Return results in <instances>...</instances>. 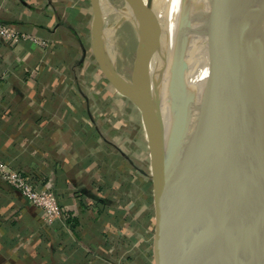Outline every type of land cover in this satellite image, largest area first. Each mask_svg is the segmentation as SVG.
<instances>
[{"label":"crops","instance_id":"0c3cea01","mask_svg":"<svg viewBox=\"0 0 264 264\" xmlns=\"http://www.w3.org/2000/svg\"><path fill=\"white\" fill-rule=\"evenodd\" d=\"M90 7L0 0V21L24 34L15 46L0 43V162L49 184L62 206L48 227L0 179V264H165L154 152L138 105L111 90L93 59ZM113 12L100 1L102 19ZM160 104L174 117L171 104Z\"/></svg>","mask_w":264,"mask_h":264},{"label":"water","instance_id":"95a60500","mask_svg":"<svg viewBox=\"0 0 264 264\" xmlns=\"http://www.w3.org/2000/svg\"><path fill=\"white\" fill-rule=\"evenodd\" d=\"M129 2L134 13L142 14L146 19L145 27L138 29L139 84L132 89L125 87L104 67L100 3L99 0H90L93 12L92 45L95 57L115 89L133 100L140 110L154 152L152 179L155 185V235L160 242L165 264H211L205 238L200 234V229L205 223L203 210L206 197L198 175L204 163L207 146L217 129L219 107L210 105L208 100L199 94L221 83L225 76V67L217 54L211 30L214 23L222 16L240 15L264 7V0H185L181 3L175 24V49L169 66L172 69L173 88L166 93L172 101L176 116L173 126L164 122L160 104L161 95L156 80L153 83L150 73V62L160 43L162 23L154 13L152 0H129ZM196 49L199 50V57L194 65L208 67L210 71L217 72V75L200 83L196 89L197 94L193 95V101L199 107L204 122L197 128L187 148L177 141L176 131L184 121V114L176 109L179 99L185 96L188 89V69L186 70L188 61L184 55L188 51L192 55ZM256 110L258 109L254 107L253 111ZM251 159L250 170L229 166L224 168L219 176V197L215 206L214 220L210 225L219 231L218 252L222 264H233L235 255L247 248L249 239L246 233L242 237L243 244L233 251L229 250L237 225L230 215V201L233 195L247 187H254L256 200L260 203L256 202L255 214L242 219L254 222L264 213V118L251 152Z\"/></svg>","mask_w":264,"mask_h":264},{"label":"bare ground","instance_id":"6f19581e","mask_svg":"<svg viewBox=\"0 0 264 264\" xmlns=\"http://www.w3.org/2000/svg\"><path fill=\"white\" fill-rule=\"evenodd\" d=\"M125 3L137 28H144L139 15L134 13L129 0H125ZM211 31L217 54L225 67V76L221 83L208 89L207 100L210 105H217L219 111L217 115V129L214 137L207 146L204 163L198 175L199 182L204 191H206L209 186L216 188L220 184L219 176L225 167L220 165L219 157L225 141L229 140L234 145L236 142L238 145L241 142V139H245V136L247 135L250 144L245 146L243 144L242 147L246 152V156L248 155L247 159L249 167L251 168L252 166L251 152L255 145L260 124L264 118V66L260 75V78L263 80V88L260 92L261 94L258 101L253 107L245 106L247 97L245 91L247 80L246 67L250 63V48L257 45L264 50V7L240 15H224L214 23ZM196 53L199 57L198 49H196ZM160 65L161 63L155 53L150 62V73L152 74L153 83L156 80V86L161 95L160 98L162 97L169 105L171 104V110L169 111L174 114V117L165 115L162 108L161 111L166 125L173 126L176 122V116L172 108V101L170 97L166 96L168 90H165L162 85L163 81L159 74ZM204 69L207 80L210 77L213 78L217 75V72L210 71L208 67H204ZM186 98L187 95L185 94V96L179 99L177 103L176 110H178L179 113L184 114V121L177 129L176 137L180 144L183 143V145L188 148L196 134L197 128L204 121L203 117L199 118L195 113L189 114V116L187 115L188 102ZM168 104L166 107H169ZM161 105L163 106V104ZM257 106L260 107L258 108ZM254 107L260 110L253 111ZM170 118H174V120H171ZM243 160V165L241 166L245 165V157ZM250 168H247V165L245 166V169L247 170H250ZM249 188L251 191L253 190L255 195V188ZM255 202L260 203V201L256 200V197ZM247 203L248 201H246V204ZM251 203L249 204L251 205ZM250 205L249 207H251ZM250 210H248L246 216L253 215V211L251 210V212ZM263 219L264 213L254 222H248L247 219V221L242 223L245 227V234L247 233L249 236L248 245L246 249H243L242 252L235 255L233 264H264V223H261ZM203 226H205V223ZM236 226L238 229V217ZM254 228H256L255 238L250 235ZM236 232L232 235V241L235 239ZM256 242L259 243V245H257ZM238 243L233 249H231L232 251L243 244L239 241ZM210 245L218 249V243L215 240H211ZM219 257L221 258V255H219Z\"/></svg>","mask_w":264,"mask_h":264},{"label":"rangeland","instance_id":"374dc122","mask_svg":"<svg viewBox=\"0 0 264 264\" xmlns=\"http://www.w3.org/2000/svg\"><path fill=\"white\" fill-rule=\"evenodd\" d=\"M100 1L101 0H99V3ZM106 1L111 5L112 10H114V12L110 13L108 16L102 19L100 23L102 40H103V34L104 33L107 34L106 37L108 44V48H107V45H105V43L103 42L104 67L111 75L117 77L119 81L125 85V87L132 89L137 87V85L139 84L138 53L140 49V40H139L138 28L133 22L131 16H129V14L126 13L127 6L125 5L126 4L125 0H106ZM184 1L185 0H152L154 13L162 23L160 43L155 53L158 57L159 62L161 63L159 74H160V78H162L163 81L162 85L164 86L163 88L165 90H171L173 88L172 69H170L169 66L170 63L172 62L173 59L172 54H174V49H175L176 34H174V32H175L177 13L179 11V7L181 6V3ZM139 18L145 27L146 25L145 17L142 14H140ZM93 33H94L93 12H92V8L90 7V28L88 32L87 42L89 49L91 50L94 56L93 59L94 61H96V57L92 45ZM184 57L188 61V67H186V70L188 69V73H187L188 89L186 92L188 109L186 113L188 116L189 114L195 113L199 116V118H201L202 116L200 114L199 107L193 101V95L197 94L196 92L197 86L200 83H203L207 80L206 72L203 66H200L199 64L194 65V63H196V61L198 60L196 51L193 52L192 55L190 51H188V53H186ZM249 60L250 63L246 67L247 80L245 84V91L247 93L245 105L247 106L256 104L258 94L260 90L263 88V80L260 78V75H261V70L264 66V50H262V48H260L259 46L254 45L251 48V54L249 56ZM103 76L106 80L107 85L110 86L111 90L112 89L116 90L115 87L111 84V82L106 78L104 73ZM199 96L207 100L208 90L203 93H200ZM243 144L244 146L250 144V140L247 135L245 136V139H241V142L238 145L236 142L234 145L229 140L225 141L220 152V157H219L220 165L224 166L225 168L232 166L238 169H245V166L247 165V168H250L247 159L248 155L246 156V152L242 147ZM244 157H245V163H244L245 165L241 166L243 165ZM141 165L142 168L147 172L148 162L147 161L142 162ZM219 187L220 184L216 188H214L213 186H209L207 190L204 191L206 197V205L204 207L205 211L203 210V214L205 217V226H202L200 229V234L204 236L206 241L211 264H222L221 258L219 257L220 254L218 252V249L210 245L211 240L212 241L215 240L218 243V237H219L218 229L213 228L210 225V223H212L214 220L213 216H214L216 202L219 197ZM245 189L235 193L230 201L231 219L237 222V217H238V229L236 226L233 232L234 234L237 229L235 239L233 240L232 244L229 246V250L233 249L238 243V241L240 243L243 242L242 237L245 235V227L242 223H244L245 220H243L242 218L246 217V214H248L247 213L248 210H250L251 208L253 212L251 210L250 211L253 214L256 212V202H255V197H254L255 195L253 193V190L251 191V189L248 187ZM246 201H248L247 204ZM249 203H251V205ZM249 205L251 207H249ZM263 221L261 222L262 224L264 223ZM250 235L252 237L254 236L255 238L256 228L253 229ZM257 245H259V243H257ZM210 248H213L215 250Z\"/></svg>","mask_w":264,"mask_h":264},{"label":"built area","instance_id":"2783aa9c","mask_svg":"<svg viewBox=\"0 0 264 264\" xmlns=\"http://www.w3.org/2000/svg\"><path fill=\"white\" fill-rule=\"evenodd\" d=\"M24 34L12 24L0 21V43L15 46ZM0 179L19 192L28 205L38 209L46 226H51L62 216L61 203L49 184H36L22 172L6 168L0 162Z\"/></svg>","mask_w":264,"mask_h":264}]
</instances>
